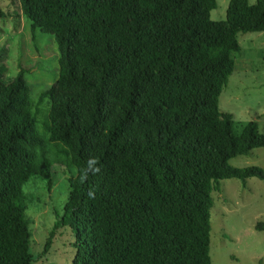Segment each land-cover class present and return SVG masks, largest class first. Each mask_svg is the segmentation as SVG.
Returning a JSON list of instances; mask_svg holds the SVG:
<instances>
[{
	"label": "trees",
	"instance_id": "16d2710c",
	"mask_svg": "<svg viewBox=\"0 0 264 264\" xmlns=\"http://www.w3.org/2000/svg\"><path fill=\"white\" fill-rule=\"evenodd\" d=\"M17 2L31 36L53 37L58 70L37 96L42 130L24 70L0 78V264L32 263L22 186L49 191L53 165L71 175L54 226L74 237L70 264H210L211 192L264 182V169L228 164L264 134L255 121L235 133L217 105L236 35L264 31V0H228L222 21L215 0Z\"/></svg>",
	"mask_w": 264,
	"mask_h": 264
},
{
	"label": "rangeland",
	"instance_id": "374dc122",
	"mask_svg": "<svg viewBox=\"0 0 264 264\" xmlns=\"http://www.w3.org/2000/svg\"><path fill=\"white\" fill-rule=\"evenodd\" d=\"M253 4L255 0H247ZM209 13L212 21H222L228 0H215ZM0 78L10 81L23 69L30 86L32 104L37 107L38 129L49 109L48 99L37 102L41 90L57 77L58 53L51 35L36 32L31 36L28 23L20 15L17 0H0ZM239 51L232 54L234 68L218 97V109L232 116L235 133L243 125L255 121L264 134V31L237 34ZM234 168L256 166L264 169V147L252 149L248 155L229 160ZM71 175L59 165L51 167L52 185L31 178L22 186L26 215L29 219L31 264H70L75 249L74 237L66 226L58 223L63 215L67 180ZM209 211L210 264H264V233L254 230L264 223V182L247 179L242 185L228 179L211 192ZM47 248L44 251L45 245Z\"/></svg>",
	"mask_w": 264,
	"mask_h": 264
},
{
	"label": "clouds",
	"instance_id": "9594fccd",
	"mask_svg": "<svg viewBox=\"0 0 264 264\" xmlns=\"http://www.w3.org/2000/svg\"><path fill=\"white\" fill-rule=\"evenodd\" d=\"M97 164V160L95 158H91L88 161V168L91 170L93 173L99 172L100 169L98 167H94V165ZM89 198H94L95 194L93 190H89L88 192Z\"/></svg>",
	"mask_w": 264,
	"mask_h": 264
}]
</instances>
